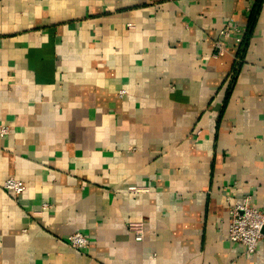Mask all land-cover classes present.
<instances>
[{
	"label": "crops",
	"instance_id": "obj_1",
	"mask_svg": "<svg viewBox=\"0 0 264 264\" xmlns=\"http://www.w3.org/2000/svg\"><path fill=\"white\" fill-rule=\"evenodd\" d=\"M258 1L0 0V264H264L228 238L264 209Z\"/></svg>",
	"mask_w": 264,
	"mask_h": 264
},
{
	"label": "built area",
	"instance_id": "obj_2",
	"mask_svg": "<svg viewBox=\"0 0 264 264\" xmlns=\"http://www.w3.org/2000/svg\"><path fill=\"white\" fill-rule=\"evenodd\" d=\"M233 34L243 36L245 29L229 21L221 31V37L225 38ZM223 49L222 40H218L216 43V55H219ZM7 132L8 129L6 127L2 128V134H6ZM3 188L13 192L15 195H20L25 191L26 185L23 181L10 177L3 183ZM130 189L136 192L143 190L138 187H131ZM48 207H50L48 204L43 206L44 209ZM229 213V240L242 244L247 254L255 253L259 243L264 238V209H257L252 202L251 195H246L241 200H236L230 204ZM129 231L134 234L136 240L142 241L144 239L145 232L142 223H130ZM68 244L75 249H86L88 247V240L82 232L77 231L68 237Z\"/></svg>",
	"mask_w": 264,
	"mask_h": 264
},
{
	"label": "trees",
	"instance_id": "obj_3",
	"mask_svg": "<svg viewBox=\"0 0 264 264\" xmlns=\"http://www.w3.org/2000/svg\"><path fill=\"white\" fill-rule=\"evenodd\" d=\"M260 1H261V0L258 1V3H257L258 5H259ZM256 6H257V5H256ZM254 14H255V12H254Z\"/></svg>",
	"mask_w": 264,
	"mask_h": 264
}]
</instances>
